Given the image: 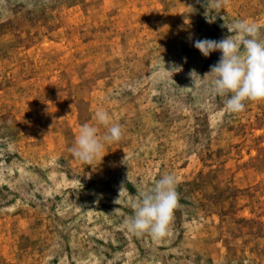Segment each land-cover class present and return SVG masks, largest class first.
Masks as SVG:
<instances>
[{"label":"rangeland","instance_id":"obj_1","mask_svg":"<svg viewBox=\"0 0 264 264\" xmlns=\"http://www.w3.org/2000/svg\"><path fill=\"white\" fill-rule=\"evenodd\" d=\"M217 2L0 0V264H264V100L227 111L221 53L194 47L238 21L264 37V0ZM85 124L122 139L83 162ZM165 174L168 234L130 231Z\"/></svg>","mask_w":264,"mask_h":264},{"label":"clouds","instance_id":"obj_2","mask_svg":"<svg viewBox=\"0 0 264 264\" xmlns=\"http://www.w3.org/2000/svg\"><path fill=\"white\" fill-rule=\"evenodd\" d=\"M223 2L226 3V0ZM219 6L220 0L217 2ZM228 30L231 35L226 38L219 41L196 40L194 47L205 57L215 51L221 53L218 62L210 66V71L204 77H213V92L226 98L227 111L236 113L244 110L246 100H264V37L255 23L246 21H238ZM233 30L238 34L233 35ZM167 71L175 72L179 69ZM190 76L192 79L200 77L195 70L190 72ZM95 115L98 123L109 125L110 117L106 111L98 110ZM121 139L122 130L119 125L113 124L103 137H98L97 128L85 124L80 128L70 151L75 158L91 162L103 150V142H118ZM176 184L173 174L163 175L150 191L142 193L140 199L132 204L134 215L126 218L124 225L137 234L147 232L157 239L166 236L178 201ZM119 200L120 196L115 203L118 204Z\"/></svg>","mask_w":264,"mask_h":264}]
</instances>
